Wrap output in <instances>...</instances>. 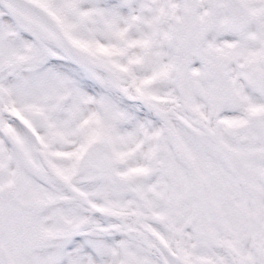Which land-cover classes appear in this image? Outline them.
Instances as JSON below:
<instances>
[{"label": "snow or ice", "instance_id": "1", "mask_svg": "<svg viewBox=\"0 0 264 264\" xmlns=\"http://www.w3.org/2000/svg\"><path fill=\"white\" fill-rule=\"evenodd\" d=\"M0 264H264V0H0Z\"/></svg>", "mask_w": 264, "mask_h": 264}]
</instances>
